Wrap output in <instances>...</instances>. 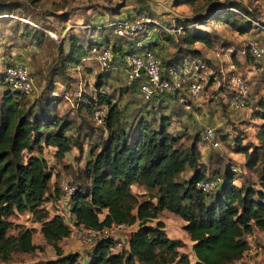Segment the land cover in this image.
Returning a JSON list of instances; mask_svg holds the SVG:
<instances>
[{"label":"trees","instance_id":"obj_1","mask_svg":"<svg viewBox=\"0 0 264 264\" xmlns=\"http://www.w3.org/2000/svg\"><path fill=\"white\" fill-rule=\"evenodd\" d=\"M196 1L172 0V5H192ZM230 4L229 10L222 6L206 14L197 13L192 21L177 19L185 27L174 42L175 52L167 60L160 61V66L182 65L189 58L207 62L192 46L195 43L212 46L211 33L194 26L189 28L187 24H229L239 34L249 31L251 19L241 16L248 17V12L237 10L239 18L244 20L236 25L237 13L234 14L232 8L237 5ZM17 9H21V5L16 0H0V14ZM53 16L60 22L67 21L65 13H53ZM34 27V34L31 32L30 36L35 37L40 31L38 25ZM161 34L164 33L159 32L160 38ZM85 42L87 48L83 46ZM93 44L103 43L84 41L80 35L67 32L57 45L54 74L61 73L67 79L65 70H76ZM116 44L112 43V52L122 48ZM142 48L153 51L151 43ZM123 53L121 49V55ZM246 56L252 58L248 48ZM105 80L103 73L95 75L96 97L83 104L87 117H92L97 106H105L102 124L95 128L80 115L76 125L78 132L82 127L92 133L99 131L90 148L92 158L84 167L88 183L75 186L69 196V214L73 226L97 230L111 224H124L134 228L120 250H112L110 238L95 241L89 247L84 264H233L248 250L246 235L254 229L264 231V103L258 101V108L252 114L254 119L261 120L256 133L258 143L246 146L241 145L240 135L233 138L236 151L243 153L245 158L242 167L253 169L257 184L248 177L236 182L237 178L229 169L221 175L214 172L207 176L198 162L197 139L185 146L169 130L171 116L163 110L166 104L177 102L176 92L162 93L149 100L140 98L144 103L139 104L127 120L112 95L101 91L106 87ZM0 81L3 78L0 77ZM127 84L135 86L137 92L138 80ZM4 86L0 95V262L8 261L14 252L40 250L31 240L33 229L9 219L17 213L28 212L39 224L38 233L55 254L53 259L37 264H81L77 253H63L58 246V241L70 235L69 225L59 214L49 216L43 207V203L57 196L58 190L54 185V192L47 194L51 174L40 156L41 143L54 147V156L59 159L71 147L81 148L77 135H67L74 121L53 113L54 97L41 94L38 100L27 103L23 95L5 83ZM92 133L83 136L87 138ZM186 168L191 174L179 180ZM210 177L220 178L214 191L203 193L195 188L196 181ZM133 185L141 189L139 194L131 191ZM163 210L184 221L182 228L191 241L193 261L178 250L182 246L179 240L165 234L164 223L158 219ZM11 228H16L15 234L7 233Z\"/></svg>","mask_w":264,"mask_h":264},{"label":"rangeland","instance_id":"obj_2","mask_svg":"<svg viewBox=\"0 0 264 264\" xmlns=\"http://www.w3.org/2000/svg\"><path fill=\"white\" fill-rule=\"evenodd\" d=\"M21 9L2 11L0 14V95L4 89L5 67L18 62H24L28 68L33 83V91L23 96L27 103L38 100L41 94L54 97L53 113L74 121V127L67 135H77L81 148L71 147L62 158L54 156L55 148L45 146L41 143L40 156L45 160L47 171L51 174L47 194L54 192L57 187V196L43 203L49 216L59 214L64 222L69 225L71 234L75 226L71 224L69 214V196L61 189L63 184L75 188L77 184L86 185L88 177L84 171L86 162L92 158L90 148L96 141V134L82 127L78 132L76 125L80 122V115L86 118L93 127H98L94 119L87 117L83 104L89 98H95L93 86L95 75H105L106 91L112 95V99L122 108L124 117L131 118L139 104H143L136 92L135 86L127 84L125 74L122 70L120 58L121 49L128 50L129 41L117 38L112 29L106 26L108 21L116 19L117 15L124 16L130 12L145 13L156 19H160L166 25L169 15H177L183 21H192L195 14H206L209 10H218L222 6L229 10L230 3L237 6L232 8L234 14L238 11L244 19L251 21V29L246 33L239 34L229 24L211 26L189 25L208 31L212 35L213 44L205 47L195 43L192 47L199 50L201 57L207 62V71L204 75L203 90L199 97H187L183 104L168 103L163 113L171 116L169 130L179 137L182 145L190 144L194 138L197 139L196 146L200 151L198 162L205 169V174L211 176L214 172L221 175L231 167L236 169L235 181L240 182L242 178H250L257 184L258 178L251 170L242 167L244 163L243 153L236 151L233 138L241 137V145L252 146L258 143L256 133L261 120L254 119L252 114L257 110V102L264 103V57L254 60L247 55L250 42L259 44L264 49V32L259 24L264 25V0H197L192 5L173 6L172 0H16ZM159 1V2H154ZM23 10V11H22ZM24 12V13H23ZM27 15H26V14ZM53 13H65L67 21L60 22ZM238 14V13H237ZM235 15V24L239 25L244 20ZM31 15V16H30ZM26 17V18H25ZM26 19L38 25L40 33L38 36H30L35 28L22 21ZM33 20V21H32ZM211 21V19H210ZM259 23V24H258ZM27 25V26H25ZM63 25V26H62ZM188 25V24H187ZM69 31L80 35L84 41H96L106 43L109 46L113 42L123 47L113 51V61L109 68L101 69L91 55L84 59L76 70L66 69L64 74H54L58 57L57 45ZM32 34V35H33ZM154 33L155 42L164 47L159 49L157 58L165 61L175 52L174 42L182 33L171 35ZM166 35H169L165 37ZM106 40V41H105ZM85 48L86 42L83 44ZM216 52H220L218 57ZM183 62V70L190 67L189 60ZM202 60V59H200ZM233 65V69L229 65ZM231 75H239L246 80L248 87L247 105L240 110H231L226 105L228 79ZM3 83V84H2ZM127 87V88H126ZM168 101V100H167ZM177 101V100H176ZM166 102V101H165ZM171 102V99H170ZM150 105L147 104V108ZM104 113L105 106L96 107ZM171 110V112H169ZM204 125L211 126L217 133L218 146L210 147L198 142V137ZM84 133H92L87 138ZM103 133L105 131L103 130ZM102 133V134H103ZM95 152V151H94ZM232 172V171H231ZM191 170L186 168L180 175L179 180L187 178ZM131 191L135 194L141 192L140 188L132 186ZM14 224L23 227H31L33 234L31 240L40 247V250L32 253H11L8 261L0 264H37L55 257L50 245L46 244L38 233L39 224L33 221L28 212L17 213L9 218ZM158 219L164 223V232L171 239H177L182 243L179 251L194 259L191 252V242L182 226L184 221L176 214L167 210L160 212ZM133 226H127L119 232V237L126 240ZM15 234L16 228L7 231ZM69 235L58 241V246L63 253L75 252L78 254V262L84 264L88 259L89 245L82 244L76 236ZM248 239V250L233 264H264V231L254 229L246 235Z\"/></svg>","mask_w":264,"mask_h":264},{"label":"built area","instance_id":"obj_3","mask_svg":"<svg viewBox=\"0 0 264 264\" xmlns=\"http://www.w3.org/2000/svg\"><path fill=\"white\" fill-rule=\"evenodd\" d=\"M179 16L169 15L166 18V25L160 19H156L145 13L130 12L126 15L108 21L106 26L112 29L113 34L119 38L129 41L128 50L123 53L120 59L122 70L128 83L138 80L137 93L143 100L158 97L162 93L176 92L177 102L184 103L187 97H199L203 90L204 75L207 71V64L204 60H189L190 67L183 70L182 65H169L167 68L160 66V61L153 51L142 48L143 40L151 41L154 33L159 31L165 34H179L185 26L177 22ZM26 24H35L26 19H22ZM259 24V23H258ZM189 27V25H186ZM264 32V25H257ZM248 49L254 60L264 57V49L259 44L250 42ZM88 55H91L101 69H107L114 59L111 46L108 44H93L88 47ZM220 52H216L218 57ZM229 67L233 69V65ZM4 83L11 89L26 96L33 91V83L30 77L29 68L24 62L14 63L5 67ZM106 87L101 90L106 91ZM228 98L227 106L231 110L244 108L248 101V87L246 80L239 75H231L227 83ZM92 118L97 124H102L103 113L98 109L92 112ZM199 143L210 147L218 146L217 133L208 125H204L199 134ZM235 172L234 167L230 168ZM220 183L219 177H210L198 180L194 183L196 189L203 193L214 191ZM61 189L70 196L73 187L63 184ZM124 224H111L101 229L92 230L83 226H75L72 236H76L84 245H93L99 239L110 238L113 242L112 250L122 249L126 240L119 237V232L126 228Z\"/></svg>","mask_w":264,"mask_h":264},{"label":"crops","instance_id":"obj_4","mask_svg":"<svg viewBox=\"0 0 264 264\" xmlns=\"http://www.w3.org/2000/svg\"><path fill=\"white\" fill-rule=\"evenodd\" d=\"M154 2H159V1H154ZM126 15V14H125ZM117 18L119 17L118 15L116 16ZM121 17V16H120ZM149 43H151V48H152V50L157 54V52H158V50L159 49H161V48H163L164 46L161 44V43H159V42H155V39H154V36L152 37V39H151V41H145V40H143V43L142 44H144V45H147V44H149ZM121 47H123V45L121 46ZM134 186V185H133ZM134 187H136V186H134ZM132 188V187H131ZM38 229H39V227H38ZM247 238V237H246ZM190 241V240H189ZM191 242V241H190ZM193 261V260H192Z\"/></svg>","mask_w":264,"mask_h":264}]
</instances>
